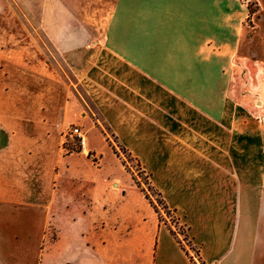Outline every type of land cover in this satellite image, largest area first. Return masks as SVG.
I'll list each match as a JSON object with an SVG mask.
<instances>
[{
	"label": "crops",
	"instance_id": "obj_1",
	"mask_svg": "<svg viewBox=\"0 0 264 264\" xmlns=\"http://www.w3.org/2000/svg\"><path fill=\"white\" fill-rule=\"evenodd\" d=\"M248 1L42 0L71 78L0 26V264H192L95 113L204 264H264V139L246 118L264 115V0Z\"/></svg>",
	"mask_w": 264,
	"mask_h": 264
},
{
	"label": "rangeland",
	"instance_id": "obj_2",
	"mask_svg": "<svg viewBox=\"0 0 264 264\" xmlns=\"http://www.w3.org/2000/svg\"><path fill=\"white\" fill-rule=\"evenodd\" d=\"M244 1L247 2L248 0H244ZM41 8H42V0H0V12H1V15L4 16V18L1 19L0 21L5 22V24L3 25L0 24V26H3V27L5 26L6 30L4 31L7 33V35L9 32H10V35L11 33L19 34V38H17V41L26 40L27 42H30V41L33 42L35 40L37 44L36 47L40 50L38 52L39 53L41 52V55L43 56V58L45 60L48 59V62L50 64H52L55 68H58L59 70L64 72L66 76L71 78V75L69 74L67 68L64 66V63L61 57L52 49V47L50 46L47 39L42 33V30L40 28ZM254 11H255V6L253 5L252 12ZM5 38L6 40L3 42V44H6L8 42L7 37ZM11 44L13 43L11 42L7 43V45H11ZM236 75L241 77L244 80L245 75L243 72H236ZM245 85H246L245 89L247 90L246 94L249 95V97H247L246 99L247 100L246 105L248 106L251 103L250 97H252V95H250L248 91L252 93L256 92V88H253L252 85L248 86V83ZM257 86H258V90L263 88V87L262 88L260 87V84H257ZM95 117L99 119L100 127L102 129V132L107 137V142L109 143V145L113 146L115 151L119 155H121V158L123 161L122 163L125 164L128 168L127 171L133 173L136 176V178L141 183V186L145 188L147 194L149 195L153 203L157 206L161 214V219L163 221L162 223L172 228V230L176 234H178V237L181 240L183 247L187 250L188 254L192 257L193 262L195 264H203L201 262L200 256H198V252L195 251L197 250V247L194 246L189 241V238L184 237L186 230L182 225H180L179 221H177L176 215L172 211H168L164 208L163 201H161L162 198L158 196V193L156 190L152 189V187L148 185L150 183H148V179H146L147 177L142 172V169L139 163H137L135 159L131 158L130 155L127 153V151H125V149L119 144L118 140L115 138L112 132L108 129V127L103 123L99 115L95 113ZM246 118H247V123H250L262 129L263 139H264V115H260L259 113H253V114H247ZM74 127L75 126L69 127V129L65 131V135L69 132L70 129ZM88 136L91 141H95L96 143L99 142V137H97L96 133L90 131L88 132ZM67 149L70 152H80L81 151V148L80 149L77 147L75 148L71 144L70 146L67 147ZM262 151L264 155V146H262Z\"/></svg>",
	"mask_w": 264,
	"mask_h": 264
},
{
	"label": "trees",
	"instance_id": "obj_3",
	"mask_svg": "<svg viewBox=\"0 0 264 264\" xmlns=\"http://www.w3.org/2000/svg\"><path fill=\"white\" fill-rule=\"evenodd\" d=\"M248 9H249V11H250V14L252 15L254 12H252L253 11V4H251L250 2L248 3ZM113 147V146H112ZM114 149V148H113ZM115 150V149H114ZM126 151V150H125ZM116 152V151H115ZM117 153V152H116ZM128 153V152H127ZM129 154V153H128ZM130 155V154H129ZM130 157H131V155H130ZM132 158V157H131ZM124 165V167L126 168V170L128 169L127 168V166L125 165V164H123ZM140 165V164H139ZM141 167V166H140ZM142 169V168H141ZM142 172L144 173V175L147 177L146 179H148V183H150V184H148L149 186H151L152 187V189H154V190H156L153 186H152V184H151V182H150V178H149V176L148 175H146L145 174V172L142 170ZM133 179H134V181H135V183H136V185L139 187V188H141V190H142V192L145 194V196H146V198L149 200V202H150V204L152 205V207L155 209V211H156V213L159 215V218H160V222H163L162 221V219H161V214H160V212H159V210H158V208H157V206L153 203V201L151 200V198L149 197V195L147 194V192H146V190H145V188H143L142 186H141V183L139 182V180L136 178V176H134L133 175ZM157 191V190H156ZM158 193V196L160 197V198H162V196H161V194L159 193V192H157ZM163 199V198H162ZM161 199V201H163V206H164V208L166 209V210H168V211H171L169 208H168V206L166 205V203H165V201L164 200H162ZM178 221V220H177ZM168 227V229H169V231L171 232V234L177 239V241H178V243L183 247V245H182V242H181V240L179 239V237H178V234H176L173 230H172V228H170L169 226H167ZM185 228V227H184ZM185 238H189V236H188V230H187V228H185ZM189 241L191 242V240L189 239ZM192 243V242H191ZM183 249L184 250H186L184 247H183ZM195 251H197L198 252V256H200V251H199V249L197 248V250H195ZM187 255L189 256V258H190V260H191V262H192V264H195L194 262H193V259H192V257L188 254V252H187ZM201 258V257H200ZM201 262H202V260H201ZM203 263V262H202ZM204 264V263H203Z\"/></svg>",
	"mask_w": 264,
	"mask_h": 264
},
{
	"label": "built area",
	"instance_id": "obj_4",
	"mask_svg": "<svg viewBox=\"0 0 264 264\" xmlns=\"http://www.w3.org/2000/svg\"><path fill=\"white\" fill-rule=\"evenodd\" d=\"M249 3V2H248ZM66 137V145L68 147V142L77 148L83 149L86 145V138L85 133L83 132L81 127L75 126L74 128L70 129L69 132L65 135Z\"/></svg>",
	"mask_w": 264,
	"mask_h": 264
}]
</instances>
